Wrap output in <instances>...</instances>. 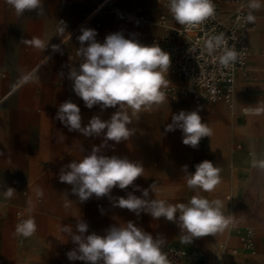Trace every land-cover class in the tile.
<instances>
[{"label":"crops","instance_id":"crops-1","mask_svg":"<svg viewBox=\"0 0 264 264\" xmlns=\"http://www.w3.org/2000/svg\"><path fill=\"white\" fill-rule=\"evenodd\" d=\"M247 1L248 9L255 17L247 31L251 39L250 57L246 72L238 73L235 79L238 111L233 110L235 96L232 104L222 102L229 105V108L218 105L227 123L218 131L217 151L210 152L213 148L209 146L208 141L202 140L193 148L184 145L182 141H176L175 137H162L158 129H152L150 135L148 133L139 137L140 141L128 140L119 144L109 141L104 149L105 155L127 157L143 164V176L137 178L136 182L142 183L141 189L149 188L152 183L156 184L158 191L156 194L150 192V198L158 197L175 205L187 203L193 195L200 193L209 200H221L224 215L231 217L233 223L222 233L194 238L191 244L181 242L180 229L176 223L168 231L166 228L169 226L167 227L163 217L153 219L150 214L144 213L140 221H135L136 226L154 238L162 236L165 239L162 250L171 245L186 248L190 259L198 264H264V169L253 166V161L264 160V0H261L262 7L258 10L251 9L250 0ZM47 2L52 6L61 3L59 0ZM118 5L148 13L152 17H158L165 10L155 0H122ZM224 9L228 10L230 7L224 6ZM94 12L95 10L87 18ZM70 21H80V16L77 15ZM70 27L71 25H66L63 35L56 29V36L63 37L56 44L60 48L69 43L76 34H69ZM147 29H150L151 36L162 31L159 27ZM66 48V53L70 55L66 58L63 54L61 59L58 58L50 64L48 78L43 80L47 85L44 92H30L27 80L32 73L9 91L8 102L5 108L0 110V174L4 177L7 188L15 189L19 181L33 182V194L39 190V185L46 181L50 185V197L56 196L59 199L57 205L49 207L48 211L43 213L33 204L32 196L19 199L20 203L30 206V217L36 221L37 231L24 243H20L15 233L17 210L14 215L9 212L4 220H0V264H85L83 261H70L67 258L66 253L76 246L70 237L62 234L60 226L71 225L74 228L77 220L82 219L89 225L86 235L92 232L103 235L108 227L124 224V209L113 207L108 197L97 199L93 196L81 203L75 195L69 193V184L59 180V173L64 165L74 159H82L91 151L93 145L102 143L103 137H85L78 131H68L63 124L45 129L41 125L42 117L34 109L38 102L47 103L51 105L50 113L56 115L58 106L64 101L70 99L78 103L80 97L74 93L72 81L67 78L70 66L76 67L79 64L78 58L75 57L77 48L73 45ZM54 53L51 50L45 56L49 59L44 57L37 67L48 63ZM55 67L63 74L66 72L57 81L61 82L57 87H62L61 90H55L51 86L56 85ZM169 81L175 82L177 78L172 76ZM244 108L248 109V116L245 115ZM178 130L180 129L164 133L173 134ZM132 139L135 140L134 137ZM81 146L85 152L81 151ZM131 148L135 150L132 158L129 153ZM194 158H198L200 162L212 161L220 168L221 183L213 192H197L187 187L182 166L187 165L188 172H195ZM40 167L47 168L44 179H40ZM132 191V185L126 190L117 187L112 190L111 195L126 196L127 192ZM136 192L138 191L134 194ZM23 193L25 195L26 191ZM70 197H73L72 204H69ZM237 223L254 228L256 254H251L242 247L238 229L235 227ZM97 228L103 232L96 231ZM156 229H160L159 232L155 231ZM168 242L171 243L167 244Z\"/></svg>","mask_w":264,"mask_h":264},{"label":"clouds","instance_id":"clouds-1","mask_svg":"<svg viewBox=\"0 0 264 264\" xmlns=\"http://www.w3.org/2000/svg\"><path fill=\"white\" fill-rule=\"evenodd\" d=\"M6 3L17 16L33 10L39 15L43 10L42 0H6ZM167 6L177 24L188 31L215 14L213 0H168ZM249 7L260 9L261 0H250ZM247 20L254 21L255 17L249 13ZM59 23L58 33L63 35L66 25L63 21ZM96 36L97 31L93 28L80 29L77 55L81 60L78 68L70 67L67 78L87 108L98 105L101 112L108 108L116 111L107 120L99 114L93 115L87 125L82 126L81 110L76 103L69 99L58 106L55 118L68 131H78L85 137H103L102 143L93 145L82 159H74L61 168L60 182L71 185V193L81 203L93 196L97 199L108 197L113 207L127 209L137 216L146 213L153 219L163 217L175 222L180 229L181 242L185 244H191L194 238L222 233L233 221L224 215L221 200H209L197 194L187 203L173 205L162 199H152L150 192L156 194L158 191L155 183L146 189L134 184L144 173L141 162L104 154L109 141L119 144L135 134V129L130 127L133 116L142 111L150 112L154 105L165 102L167 97L162 89L168 86L165 74L171 65V57L158 44L145 45L135 38H125L122 32L106 35L103 43L97 41ZM23 42L43 51L48 47V43L35 36L23 39ZM51 47L53 52L61 51L59 45ZM206 49L210 55L216 54L223 68L236 62L240 55L234 47L228 46L224 34L210 38ZM60 75L63 76V72ZM199 111L197 108L172 114L171 123L165 125V132L182 130V143L196 148L202 138L212 135V129L202 122ZM81 151L85 152L83 146ZM253 166L264 169V160L253 161ZM187 167L182 166V171L189 189L213 192L221 183L220 168L212 161L196 164L192 173ZM130 185L134 191L127 192L126 196L111 195L114 188L126 190ZM135 191L142 195H135ZM14 192L15 189L7 188L5 197L10 198ZM88 229V223L82 219L77 220L74 228L71 225L60 226L62 234L70 237L76 246L66 253L70 261L79 260L85 264H173L162 250L165 239L162 236L154 238L133 221L112 225L105 229L103 235L96 232L86 235ZM36 231V221L31 217L22 219L15 228L16 235L25 238Z\"/></svg>","mask_w":264,"mask_h":264},{"label":"rangeland","instance_id":"rangeland-1","mask_svg":"<svg viewBox=\"0 0 264 264\" xmlns=\"http://www.w3.org/2000/svg\"><path fill=\"white\" fill-rule=\"evenodd\" d=\"M59 1L62 4H55L52 6L47 2V0H42L43 10L39 15L35 10H33L25 11L22 15L17 16L14 9L6 3V0H0V71H5L7 73V82L3 88L0 86V94L9 93L16 83L32 73L33 74L29 76L27 80V85L30 88V92L32 94H40L41 92H44V90L47 88V85L43 80L48 78V68L50 67V64L55 62L58 58L61 59L63 54L67 58L70 54L66 53V47L69 45L75 46L78 51L80 43L77 40V37L80 35V29L82 27L95 29L97 31L96 39L101 43H103L106 35L114 32H122L125 38H135L140 43L149 45V39L152 35V33H150V29L138 26L129 20L123 19L120 14L113 12L109 8L103 9L102 16H97L95 14L89 21L85 22L87 16L91 14L104 0ZM121 1L122 0H117L118 3H121ZM120 7L122 9H127L123 6ZM77 15L80 16V21L71 22L70 19L76 17ZM59 21L65 22V25H71V29L77 26L81 27L76 32L72 40L60 48V52H55L53 54L51 60L48 63L43 64L41 67H37L41 59L51 52V46L56 45L63 38L56 36V29L60 26ZM33 36L42 39L45 41V43H48V47L43 51L23 42V39H31ZM75 57L76 59L78 58L80 63L81 57L77 55V52L75 53ZM70 67H72V65ZM76 67H79V64H77ZM60 73L61 70L55 67L54 81H56V85H51L55 90H61L62 88H57L61 84V82L57 81L63 77L60 75ZM65 73L66 72H64V74ZM173 83L174 85H183L181 81H175ZM165 95L167 99L164 103L158 106L154 105L150 112L142 111L137 116L132 117V124L130 127L134 128L136 133L132 136L135 138V140H133L131 137L129 141H140L139 137H144L145 135H148V133L149 135L152 134V129H158L157 131L161 132L160 134L162 137L172 136L176 138V141H182L183 134L181 130H178L173 134L164 133L165 125L171 123L172 114L179 113L181 110L192 111L199 108V114L202 118V122L207 123V125L212 129V135L210 137H204L201 139L200 143L202 140L208 141L209 146L213 148V150L210 152L215 153L217 151L216 142L218 131L222 128V126H226L227 123V120L225 117H223V113L218 109V105L221 104L226 108H229V105L223 104L222 102H211L207 100L202 102L200 105H194L192 101L172 99L167 94ZM7 102L8 98L0 106V110L5 108ZM77 104L81 110L82 126L87 125L88 121L93 115L99 114L102 119L107 120L111 117L112 113L116 111L114 108H108L101 112L98 105L89 109L85 106L81 98ZM34 109L42 117L41 125L45 129L62 124L59 120L56 122V115H52L50 113L52 111H50L51 105L38 102ZM129 153L130 157L132 158L134 157L135 150L131 148ZM198 163H200V160L198 158H194V166ZM46 171L47 168L45 167L39 168L40 179L45 178ZM12 178L15 179L14 177ZM6 184L7 183L4 180V177L0 174V186L2 187V194H0L1 221L7 217L9 212H12L14 215L15 210L18 208H22L25 211L27 219L30 218V206L20 203V198L32 196L33 204L41 209L42 213L47 212L49 207H53L59 202V199L56 196L53 198L50 197V185H48L46 181L39 185V190L33 194L31 188L35 183H23L19 181L17 187L15 188L14 194L10 198L5 197V190L7 189ZM134 184L139 185L140 188L143 186L142 183L136 181ZM71 187L72 186L69 185L67 189L69 190V193L73 195L71 193ZM24 191H26L25 195L23 193ZM135 194L137 196L142 195L140 191L136 192ZM198 195L201 194L199 193ZM39 198L41 201H38ZM156 199L160 198L157 197ZM69 200H71L69 201V204H72L73 197H70ZM123 211L124 213L122 214V217L124 223H127L128 221H133L135 223V221H140L144 216V213H141L140 216H137L135 213L127 209H124ZM164 220L167 227L169 226L166 229L170 231V229L173 228L175 222L167 221L165 218ZM166 229H164V232ZM95 230L98 232H103V230L98 228ZM159 230L160 229H156L155 231L159 232ZM170 243L171 242H168L167 244Z\"/></svg>","mask_w":264,"mask_h":264},{"label":"built area","instance_id":"built-area-1","mask_svg":"<svg viewBox=\"0 0 264 264\" xmlns=\"http://www.w3.org/2000/svg\"><path fill=\"white\" fill-rule=\"evenodd\" d=\"M165 9L158 17L134 9H122L117 1L109 2L104 8L95 9L97 16H102L103 9L109 8L125 19L144 28L159 27L162 31L150 37L149 43L158 44L171 57V65L165 79L168 86L162 89L172 99L189 100L194 104L204 101L223 102L231 104L235 90V79L238 73H245L250 57L248 42V28L253 21H248L251 13L247 0H213L215 14L202 22L197 28L188 31L177 24L168 9V0H155ZM224 6L230 9L225 10ZM224 34L229 47H234L240 53L236 62L227 68L219 65L216 54L210 55L206 49V42L216 36ZM175 76L183 85H174L169 81ZM7 78L5 71H0V86ZM9 93L0 94V106L9 97ZM27 219L22 208L16 211V225ZM239 239L242 247L251 254H256L255 230L250 225L237 223ZM20 243L27 238L18 236ZM173 261V264H198L190 259L189 251L180 246H167L163 249ZM237 252V251H234Z\"/></svg>","mask_w":264,"mask_h":264},{"label":"bare ground","instance_id":"bare-ground-1","mask_svg":"<svg viewBox=\"0 0 264 264\" xmlns=\"http://www.w3.org/2000/svg\"><path fill=\"white\" fill-rule=\"evenodd\" d=\"M111 1H114V0H104L103 1V3L100 5V7H99V9H102V8H104L109 2H111ZM97 11V10H96ZM96 11L92 14V16H90V17H88L87 19H85V22H87V21H89L95 14H96ZM84 26V25H83ZM81 26H78V27H76V28H73V29H71L70 31H69V34L70 33H75V32H77L78 30H79V28H80ZM68 34V35H69ZM69 39V38H68ZM63 41V40H62ZM248 42H249V44L251 43V39H248ZM45 61V60H44ZM24 80V79H23ZM235 88H236V81H235ZM235 91V101H234V112H237L238 111V107H237V99H238V95H237V90H234ZM232 104V103H231ZM243 110H245V115H249V111H248V109H243ZM255 115V114H254Z\"/></svg>","mask_w":264,"mask_h":264}]
</instances>
